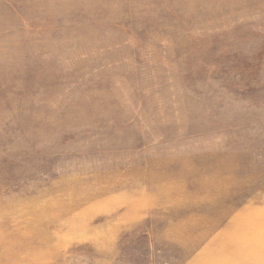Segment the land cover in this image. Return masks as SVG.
I'll use <instances>...</instances> for the list:
<instances>
[{"label":"rangeland","instance_id":"374dc122","mask_svg":"<svg viewBox=\"0 0 264 264\" xmlns=\"http://www.w3.org/2000/svg\"><path fill=\"white\" fill-rule=\"evenodd\" d=\"M0 264H264V0H0Z\"/></svg>","mask_w":264,"mask_h":264}]
</instances>
